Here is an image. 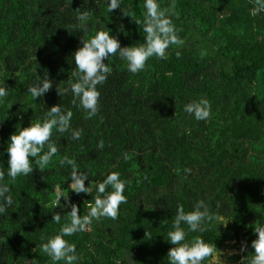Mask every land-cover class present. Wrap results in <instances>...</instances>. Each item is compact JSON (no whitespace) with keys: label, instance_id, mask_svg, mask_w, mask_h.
Masks as SVG:
<instances>
[{"label":"trees","instance_id":"trees-1","mask_svg":"<svg viewBox=\"0 0 264 264\" xmlns=\"http://www.w3.org/2000/svg\"><path fill=\"white\" fill-rule=\"evenodd\" d=\"M144 2L121 0V8L135 14L131 19L120 9L109 13V0H0V86L8 92L0 103V171L5 173L0 183L8 184L14 201L0 214V264H52L41 245L60 233L71 211L54 207L57 190L69 195L83 216L94 204L96 184L111 172L127 182L128 202L120 205L117 220L102 218L89 231L64 237L76 246L75 264H169L167 253L175 246L167 239L177 205L188 212L200 200L220 219L203 233L182 225L185 242L200 237L218 251L232 243L237 249L232 264L254 255L253 228L264 225V12L251 14L253 0H175L170 18L183 46H170L167 59L152 57L136 74L118 54L106 59L112 72L97 85L100 110L92 119L72 105L70 91L57 94V87L75 82L74 52L81 39L108 31L121 47L144 43L143 28L134 23L143 20ZM157 2L167 8L171 0ZM77 9L92 12L87 32L73 27L79 23ZM46 73L53 87L33 99L27 89ZM200 99L211 105L206 121L184 111ZM57 104L73 112L71 129H82V137L73 141L70 132L54 129L59 151L48 167L41 172L30 158L32 174L12 182L10 136L42 122ZM101 140L104 148L98 149ZM125 153L131 157L127 161ZM64 155L87 173L90 194L71 191V167L59 165ZM56 213L60 224L52 221ZM243 243L247 250L240 252Z\"/></svg>","mask_w":264,"mask_h":264},{"label":"clouds","instance_id":"clouds-1","mask_svg":"<svg viewBox=\"0 0 264 264\" xmlns=\"http://www.w3.org/2000/svg\"><path fill=\"white\" fill-rule=\"evenodd\" d=\"M254 7L251 10L253 16L264 12V0H253ZM120 9L122 16L134 17V13L129 9L121 8V0H109L107 11L109 13ZM143 20L135 19L137 26H142L145 33L144 43L139 46L121 47L119 40L111 36L108 31H98L90 39H81L82 46L74 52V62L76 70L72 72L75 82L69 80L68 88L57 87V94L63 96L69 91L72 94V105L82 109L86 113V119L96 117L100 110L101 93L97 85H103L112 72V68L105 63L110 56L119 55L121 60L127 62V70L136 74L146 68L147 61L152 57L167 59V50L170 46H183L184 41L177 35V29L173 24L171 16L175 15L176 3L171 0L167 8H161L157 0H145ZM91 10L80 12L77 9L76 19L79 22L74 25L81 31L87 32V21L91 18ZM123 31V25L120 26ZM180 52H176L177 58ZM53 87V81L49 79L48 73L37 83L31 85L27 91L33 99L43 97ZM8 95L7 87L0 86V103ZM184 111L189 115H194L198 121H206L211 116V105L207 99H200L186 104ZM73 112L63 109L59 104L49 108L45 113L42 122L31 124L28 127L21 128L18 134L15 132L9 138L10 144L7 147L8 153V177L15 182L18 176L31 175L33 161L35 165L43 172L50 164L52 158L58 153L59 148L52 142L53 130L55 129L61 135L71 133L73 141L82 137L83 130L71 129V120ZM47 146V151H44ZM98 149L104 148V141L97 145ZM124 160L131 157L128 153L124 154ZM61 167L68 165L71 167V191L76 194H90L92 189L85 186V180L89 177L87 173L78 171V165L74 159L64 155L59 160ZM5 178L4 171H0V181ZM126 181L121 180L119 172H111L102 182L96 184L97 195L94 198V204L88 205V213L81 216L79 207L71 203L69 195H65L60 189L57 190L56 199L53 201L54 207H70L67 212L68 222L64 223L60 233L49 238L46 243L41 245V252L50 257L52 264H58L63 261L64 264H75L79 256L76 253V246L69 243L65 236L90 230L93 221H100L102 218L117 220L119 217L120 205L126 204L127 197L123 194L126 187ZM111 187L112 191L107 189ZM10 188L6 183H0V214H5L8 207L14 203L11 195H8ZM61 197L65 203L60 204ZM62 216L60 213L53 215L52 221L60 224ZM219 216L210 213L203 200L194 204V210L185 211L182 204L177 205V212L172 224L171 231L168 232V239L172 245L167 253L169 264H204L210 261V264H223L220 260L222 253L218 251L215 244L206 243L202 238L195 237L191 242H185L187 232L182 225H187L188 232H205L208 230V224L218 221ZM226 226V224H224ZM257 238L251 242L254 249L252 257L242 256L240 264H264V225L258 224L253 228ZM149 239L151 234L145 232ZM247 250V244L243 243L240 252ZM230 255L233 253H229Z\"/></svg>","mask_w":264,"mask_h":264},{"label":"rangeland","instance_id":"rangeland-1","mask_svg":"<svg viewBox=\"0 0 264 264\" xmlns=\"http://www.w3.org/2000/svg\"><path fill=\"white\" fill-rule=\"evenodd\" d=\"M237 251V249L232 247V243H225L221 248L220 252L222 255L220 256V260L223 262V264H232L230 257ZM233 253V254H229Z\"/></svg>","mask_w":264,"mask_h":264}]
</instances>
